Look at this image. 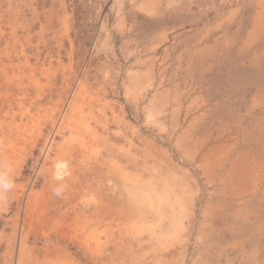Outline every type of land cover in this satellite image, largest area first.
Returning a JSON list of instances; mask_svg holds the SVG:
<instances>
[{
  "label": "rangeland",
  "instance_id": "rangeland-1",
  "mask_svg": "<svg viewBox=\"0 0 264 264\" xmlns=\"http://www.w3.org/2000/svg\"><path fill=\"white\" fill-rule=\"evenodd\" d=\"M0 264H264V0H0Z\"/></svg>",
  "mask_w": 264,
  "mask_h": 264
},
{
  "label": "bare ground",
  "instance_id": "bare-ground-1",
  "mask_svg": "<svg viewBox=\"0 0 264 264\" xmlns=\"http://www.w3.org/2000/svg\"><path fill=\"white\" fill-rule=\"evenodd\" d=\"M15 13V12H14ZM17 15V14H16ZM15 17V16H14ZM16 21V20H15ZM11 25V24H10ZM16 28V27H15ZM13 35H14V33H13ZM18 51V50H17ZM20 51V50H19ZM17 53V52H16ZM19 53V52H18ZM10 54V53H9ZM15 54V53H14ZM20 54V53H19ZM17 56V55H16ZM19 60V59H18ZM24 60V59H23ZM20 61V60H19ZM25 61V60H24ZM22 62V61H21ZM12 63V62H11ZM14 63V62H13ZM24 63V62H23ZM10 67V66H9ZM15 67H16V65H15ZM21 67V66H20ZM24 67V66H23ZM33 68V67H32ZM13 69V68H12ZM19 69V68H18ZM35 69V68H34ZM36 71V70H35ZM40 73V72H39ZM25 74V73H24ZM29 74V73H28ZM43 74V73H42ZM2 75V74H1ZM4 81V80H3ZM38 81V80H37ZM21 82V81H20ZM28 81H26V83H27ZM83 85V84H82ZM81 85V86H82ZM85 85V84H84ZM83 85V86H84ZM22 86H24V85H22ZM41 87V86H40ZM21 88V87H20ZM23 88V87H22ZM83 88V87H82ZM85 88V87H84ZM19 89V88H18ZM83 92V91H82ZM81 92V93H82ZM80 93V92H79ZM79 96V95H78ZM83 95H81V97H82ZM38 98V97H37ZM74 103V102H73ZM78 103V102H77ZM70 107V106H69ZM79 107V106H78ZM77 109V108H76ZM78 110V109H77ZM67 112H68V110H67ZM66 119H68V117H66ZM66 121V120H65ZM105 128V127H104ZM60 143V142H59ZM49 145H50V143L47 145V148L45 149V151L47 152V149H48V147H49ZM58 146V145H57ZM59 148H60V146H59ZM57 150V149H56ZM59 150V149H58ZM46 157V154H45V156H44V158ZM56 159V158H55ZM57 160V159H56ZM49 162H52V161H49ZM107 162V161H106ZM123 172V171H122ZM67 173H68V169H67V166H66V164H65V162H63V161H59V159L57 160V161H54V162H52V165H51V169H50V171L48 172V174H49V176L52 178V179H54V180H60V179H62V178H64L66 175H67ZM123 179V178H122ZM119 180V179H118ZM121 180V179H120ZM116 181V180H115ZM162 181V180H161ZM119 182V181H118ZM109 183V182H108ZM159 183H161L160 181H159ZM163 183V182H162ZM115 184V183H114ZM108 185V184H107ZM161 185V184H160ZM162 185H164V186H166L164 183L162 184ZM117 186V185H116ZM120 186H122L123 188H124V193H123V199H130L131 201H133V200H138L137 199V196H139L138 195V192L139 191H141V189H140V187L138 186V181L136 180V177L135 176H132L130 179H129V181H125V179H123V181H122V185H120ZM151 186H152V184H151ZM114 187V186H113ZM157 187V186H156ZM109 188V187H108ZM108 188H106V189H108ZM116 188V187H115ZM160 188V187H159ZM154 189V188H153ZM166 189H167V187L163 190V191H166ZM145 191V190H144ZM155 191V190H154ZM160 191V190H159ZM169 191V190H168ZM121 192V191H120ZM152 192V191H151ZM151 192L149 193V194H151ZM175 192V191H174ZM113 193V192H112ZM140 193V192H139ZM156 193V192H155ZM159 193V192H158ZM106 194V193H105ZM121 194V193H120ZM120 194H119V196H120ZM143 194H144V192H143ZM142 194V195H143ZM109 195V194H108ZM112 195H114V194H112ZM157 195V194H156ZM164 195V194H163ZM111 196V195H110ZM159 196V195H158ZM162 196V195H161ZM170 196V195H169ZM144 197V196H143ZM156 198H158L157 196H156ZM119 199V198H118ZM162 199V198H161ZM122 200V199H121ZM152 200V199H151ZM111 202V201H110ZM110 202H109V204H110ZM122 202V201H121ZM153 202V201H152ZM114 203H116V202H114ZM126 203V202H125ZM151 203V202H150ZM159 204V203H158ZM157 204V205H158ZM163 204V203H162ZM122 205V204H121ZM130 205V204H129ZM151 206H152V204H150ZM171 205V204H170ZM120 206V205H119ZM169 206V205H168ZM116 207V206H115ZM114 207V208H115ZM121 207H123V206H121ZM157 207V206H156ZM155 207V208H156ZM171 207V206H170ZM173 207V206H172ZM187 207V206H186ZM112 208V207H111ZM110 208V209H111ZM109 209V208H108ZM121 209V208H120ZM124 209V208H123ZM126 209V208H125ZM115 210H116V208H115ZM117 211V210H116ZM119 211V210H118ZM128 211H129V209H128ZM120 212V211H119ZM132 213V212H131ZM173 214H174V212H172ZM180 213V212H179ZM117 214V213H116ZM119 214H121V213H119ZM129 214H130V211H129ZM181 214V213H180ZM131 215H133V214H131ZM175 216H178V214L177 215H175ZM118 217V216H117ZM138 217V216H137ZM146 217V216H145ZM176 218H178V217H176ZM175 218V219H176ZM180 218V217H179ZM119 219V218H118ZM136 220V219H135ZM177 220H179V219H176V221ZM170 221V220H169ZM172 221V220H171ZM182 222V221H181ZM119 223V222H118ZM174 223H176L175 221H174ZM182 224V223H181ZM170 225V224H169ZM180 225V224H179ZM183 225V224H182ZM171 226H173V222H172V225ZM175 227H176V224L174 225ZM177 227H179V226H177ZM174 228V227H173ZM177 229V228H176ZM161 231V230H160ZM158 232V231H157ZM159 233V232H158ZM159 235V234H158ZM161 235V234H160Z\"/></svg>",
  "mask_w": 264,
  "mask_h": 264
}]
</instances>
